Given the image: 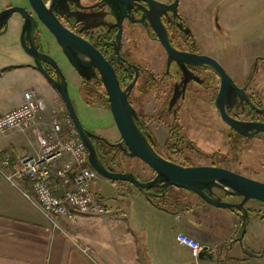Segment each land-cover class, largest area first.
Segmentation results:
<instances>
[{
	"label": "crops",
	"instance_id": "1",
	"mask_svg": "<svg viewBox=\"0 0 264 264\" xmlns=\"http://www.w3.org/2000/svg\"><path fill=\"white\" fill-rule=\"evenodd\" d=\"M209 2L204 0V4ZM230 11L220 16L222 26L229 28ZM247 65L244 60V66ZM31 74L33 83L19 92L12 106L1 108L0 112L21 105L22 93L28 89L45 100L46 111L57 108L66 112L61 97L44 75L40 71ZM46 111L25 131L0 132V157L9 155L12 168L18 167L22 155L36 154L35 124ZM27 195H32V189L26 180L13 184L0 169V264H264V259L247 255L236 241L241 234L240 216L200 202L194 194L173 195L171 199L176 205L169 208L165 204L159 207L133 191L130 199H114L117 213L77 214L74 219L57 217V227ZM179 204L183 209H175ZM170 212L174 221L162 225L158 219ZM256 212L257 218L252 223L248 221L243 239L251 253L259 254L264 249V208L259 207ZM121 214L127 221L119 219ZM179 232L209 248L207 254L213 258L194 259L188 248L177 243Z\"/></svg>",
	"mask_w": 264,
	"mask_h": 264
},
{
	"label": "flooded vegetation",
	"instance_id": "2",
	"mask_svg": "<svg viewBox=\"0 0 264 264\" xmlns=\"http://www.w3.org/2000/svg\"><path fill=\"white\" fill-rule=\"evenodd\" d=\"M172 2L173 0L167 4ZM44 3L53 8L56 18L67 30L86 40L99 51L115 71L123 91L131 85V89L127 93L128 101L137 114L135 123L147 137L153 149L171 162L184 166H195L185 165L177 159L179 156H185L186 148L194 147L186 138L187 128L180 116L181 107L184 103H193L200 99V96L203 95L199 92L200 85L205 86L207 91V95L204 94L205 97L207 96L208 100L210 98V101L215 105L220 87V78L215 70L210 66L189 64L169 58L151 26L150 8L144 1L44 0ZM17 5L32 12L28 0ZM16 16L20 19L22 26V17L18 14ZM160 17L167 30L169 41L177 51L187 55L202 54L199 51V44L194 33L196 23L194 14L190 15L179 9L178 6L177 11H165L161 13ZM216 20L217 26L221 27L220 17L217 16ZM37 27L35 31L37 47L39 51L49 54L44 52L43 47L50 46L55 40L46 33L44 42L39 23ZM152 43L158 44L162 48V55L153 56L151 54L147 46ZM21 49L23 50L22 47ZM23 52L25 51L23 50ZM65 58L80 79L83 98L93 103L85 102L104 109L109 107L110 111L108 95L98 72L99 69L83 64L81 66L83 73L80 74L70 64L66 56ZM30 59L35 67L33 58L30 57ZM42 65L49 74L55 76L54 68L46 63H42ZM35 69L40 71L36 67ZM251 69L243 83L239 84L233 80L239 88L245 91L246 96L229 94L226 103L227 111L231 117L238 120L264 123V91L255 88L256 85L252 84L257 69L255 67ZM212 76H215L219 83L213 82ZM152 94L155 95L153 108L158 107L157 111L159 112L156 115L146 113V108L152 104L150 100ZM249 102L254 106H251ZM226 125L228 126L227 136L230 143H234L240 138L242 140L251 138L259 139L264 145V133H254L252 137H249L238 133L228 124ZM86 129L98 136L95 144L103 165L110 171H116L114 168L115 155L124 153L119 145L121 139L117 142H111L100 131ZM162 130H164V134L159 136ZM159 131L161 132L159 133ZM210 165L218 166L216 164ZM213 192L223 200L233 197L235 201L232 202H239L242 199L217 189H213ZM197 197L201 199L199 196ZM251 203L263 205L261 202L250 200L246 203L247 209Z\"/></svg>",
	"mask_w": 264,
	"mask_h": 264
},
{
	"label": "rangeland",
	"instance_id": "3",
	"mask_svg": "<svg viewBox=\"0 0 264 264\" xmlns=\"http://www.w3.org/2000/svg\"><path fill=\"white\" fill-rule=\"evenodd\" d=\"M157 1L167 3L171 0ZM21 2L24 0H0V11L9 5L13 6ZM178 6L179 9L196 16L194 33L202 54L215 58L231 78L239 84L245 81L246 75L250 73L252 67H255L257 72L252 84L256 85L255 88L264 91V0H210L208 4H204V0H179ZM229 10H232L230 11L232 19L229 22L232 27H218L216 17L223 16ZM20 32L21 21L15 14L9 21L7 32L0 36V90H2L0 91V109L12 106L17 101L19 92L33 83L31 71H37L32 65L30 57L21 49ZM42 37L45 42L46 36L44 37L42 34ZM56 44L54 42L50 46L43 45V50L55 59L63 73L69 96L83 126L100 131L111 142L120 141L121 137L109 107L104 109L86 103L88 100L81 94L79 77L68 65L65 55ZM147 48L153 56L163 54V50L158 44L152 43ZM244 60L248 64L247 67L244 66ZM212 80L216 84L219 83L215 76H212ZM199 92L203 95L198 101L184 103L181 107L180 116L187 128L186 138L194 147L186 148L185 156H179L177 159L185 165L216 164L250 178L264 181L263 143L259 139L251 138H244V140L240 138L236 142L230 143L227 136L228 126L221 120L220 114L210 98L208 100L207 96L205 97L204 94L207 95L205 86L200 85ZM154 99L155 95L152 94L150 97L152 104L146 108L147 114L156 115L159 113L158 107L153 108ZM88 102L93 103L92 101ZM104 106L106 105L104 104ZM52 111L60 120L66 118V108V112L59 111L57 108L51 109V111L47 110L42 115V119L36 121V129L46 131L50 128ZM163 134L164 130L159 136H163ZM114 163L116 171L132 172L143 181L154 177V172L148 165L124 153L115 155ZM93 191L97 197L101 198L108 215L117 213L113 205L114 199L124 197L130 199L133 191L145 197L131 183L111 181L102 176H98L95 180ZM166 191L167 195L159 199L169 208L176 205L171 199L173 195L179 194L183 197L193 195L190 191L175 187H168ZM226 200L235 201V198L229 197ZM200 202L204 201L200 199ZM249 205H251V210H258L257 207L264 208V205L260 204L251 203ZM175 209L181 210L183 205L179 204ZM251 210L248 211V219L252 223L257 218L258 212ZM125 212L129 214L128 211ZM79 215L83 216V214ZM119 217L122 222L127 221L123 215ZM173 217V212H170L167 216L159 218L158 221L162 225H170L171 221H174ZM119 224L121 226V222ZM260 259H264V256Z\"/></svg>",
	"mask_w": 264,
	"mask_h": 264
},
{
	"label": "water",
	"instance_id": "4",
	"mask_svg": "<svg viewBox=\"0 0 264 264\" xmlns=\"http://www.w3.org/2000/svg\"><path fill=\"white\" fill-rule=\"evenodd\" d=\"M123 2L140 0H118ZM149 5V20L157 39L165 48L169 58L189 64L210 66L220 78V87L215 100V106L222 121L235 129L242 135L252 137L254 133H264V123L242 121L231 117L227 111L229 94H239L245 97V91L239 88L231 76L225 71L221 64L213 57L205 54L187 55L177 51L170 43L167 30L161 21V13L165 11H177L179 0H173L171 4L157 0H141ZM32 12L23 6L13 5L0 11V36L8 30L10 19L18 14L22 17L23 23L19 42L23 50L33 58L35 67L40 70L46 80L58 92L67 113L77 130L81 140L89 152V164L98 173L111 181H125L134 185L143 195L162 197L168 187L184 189L199 196L208 205L219 209H228L237 213L241 218V234L236 241L241 245L243 251L249 256L262 257L261 253H251L244 244V234L249 221L246 203L250 200L261 202L264 205V181L250 178L233 170L214 165L184 166L171 162L153 149L147 137L141 132L135 123L136 111L128 101V91L131 85L123 91L116 77L115 71L105 61L99 51L86 40L71 33L56 18L53 8L44 3V0H28ZM40 24L41 33L46 36L50 34L59 45L63 54L68 58L70 64L80 73L83 64L99 69V74L105 85L109 99L110 111L117 130L121 137L119 144L124 154L137 158L148 165L154 172V177L143 181L132 172H118L108 170L102 163L101 157L96 148L98 136L89 132L80 121L74 104L69 96L66 79L61 72L57 62L49 54L39 51L36 44L35 34ZM86 58V59H84ZM84 59V61H83ZM89 60V61H88ZM42 63L49 64L55 70V76L43 67ZM250 103V102H249ZM251 106H254L250 103ZM248 132H251L250 134ZM94 141V142H93ZM160 189V193L152 191ZM213 189L220 190L231 196L241 197V201L232 202L223 200L214 194ZM208 256L207 247H204L199 257Z\"/></svg>",
	"mask_w": 264,
	"mask_h": 264
},
{
	"label": "built area",
	"instance_id": "5",
	"mask_svg": "<svg viewBox=\"0 0 264 264\" xmlns=\"http://www.w3.org/2000/svg\"><path fill=\"white\" fill-rule=\"evenodd\" d=\"M22 96L21 105L7 112H0L1 133L25 131L46 111L45 100L34 90H25ZM35 137L38 147L36 154L22 155L18 167L12 168L9 155L0 157V169L7 179L13 184L17 180H26L32 189V195L27 197L37 204L56 227L57 217L74 219L77 214L104 215L106 207L93 191L99 175L90 166L89 152L70 118L67 116L60 120L53 113L50 129H36ZM176 241L188 248L194 259H199L204 247L196 239L179 232Z\"/></svg>",
	"mask_w": 264,
	"mask_h": 264
},
{
	"label": "trees",
	"instance_id": "6",
	"mask_svg": "<svg viewBox=\"0 0 264 264\" xmlns=\"http://www.w3.org/2000/svg\"><path fill=\"white\" fill-rule=\"evenodd\" d=\"M166 190H165V195L162 196V197H154V196H145V197H147L155 205L161 207L163 205V203H162V201L159 198H164L167 195V191ZM152 191H154L155 193H160L161 192L160 189H158V188H154Z\"/></svg>",
	"mask_w": 264,
	"mask_h": 264
}]
</instances>
